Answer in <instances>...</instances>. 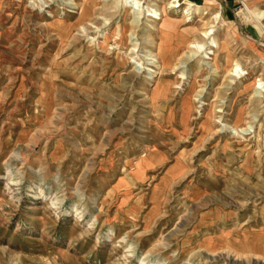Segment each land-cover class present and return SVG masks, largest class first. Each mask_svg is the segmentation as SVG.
Segmentation results:
<instances>
[{"label": "rangeland", "instance_id": "obj_1", "mask_svg": "<svg viewBox=\"0 0 264 264\" xmlns=\"http://www.w3.org/2000/svg\"><path fill=\"white\" fill-rule=\"evenodd\" d=\"M114 1L0 0V264H264V0Z\"/></svg>", "mask_w": 264, "mask_h": 264}, {"label": "bare ground", "instance_id": "obj_2", "mask_svg": "<svg viewBox=\"0 0 264 264\" xmlns=\"http://www.w3.org/2000/svg\"><path fill=\"white\" fill-rule=\"evenodd\" d=\"M82 2H83V5L87 4L89 6V3L92 2V0H82ZM120 2H122L124 4V7L127 8L130 11V13H131V11L135 10V8H134L135 6L141 7V9H143L144 12H145L144 9H146V11L148 13V14H146L147 16L152 17L154 19L153 20L154 22L158 21V23L159 22L161 23L159 25V27H157L156 29L161 30L163 35H167V33L169 31H171L170 24L168 22L166 23V21H167L166 15L164 14L163 10H161L160 7L158 6L157 0L152 1L149 5L144 4L145 0H115L113 2L114 7L119 9V6L121 5ZM190 5L194 6L196 4L192 2ZM254 15L257 18L262 17V15H264V9H262V11L255 12ZM214 16H217V14H215ZM53 24H55V25L57 24L59 26L60 25L64 26V24L60 23V22H58V23L56 22ZM212 33L213 32H210L207 29H205V30L200 32V35H201L200 37H202L204 39V42L188 41V44H187L188 50L184 51V53H183V56L185 55L184 60L179 61L178 67L184 68V65H186V63H188L189 61H191V59L193 60V58L196 57V52H199V51H201V52L206 51L207 52V51L211 50L210 49L211 47H215L217 40L214 37H211ZM202 46H203V48H202ZM157 48H158L157 52L154 53V55L156 56V58H155L156 62H158L160 60L161 63L165 64L166 62H168V60L172 59L171 52L167 53L162 49L159 50V46H157ZM211 53H213V52L211 51ZM207 59H210V60H207ZM211 59H213V58L206 56V54H204V56L202 57V60H200L199 68L201 67V65H203V66H205L206 69H208V68H209V70L213 69L214 72H216L217 69L214 65V61L212 62ZM235 62L236 63H233V64L231 63V67L229 68L230 70H229L228 75L230 78H232V77L241 78L244 75V73L239 72L241 70V68H239L237 61H235ZM237 73H238V75H237ZM258 80H260V79L255 78L254 80L249 81L248 83H245V85L240 89L239 95H241L243 97V95L245 93H248V90L251 89L252 87H255V89L257 87H259V85H261V84H260V82H257ZM242 115H243V108L241 107L238 111V116H240V117H237L238 121L243 119L241 117ZM250 127H251V124H249L247 127H242V128H238V126L235 125L234 128H235L236 132H239V133L241 132L243 134H249V132L251 131L249 129ZM218 131L221 132L220 129ZM245 146H247V145H245Z\"/></svg>", "mask_w": 264, "mask_h": 264}, {"label": "crops", "instance_id": "obj_3", "mask_svg": "<svg viewBox=\"0 0 264 264\" xmlns=\"http://www.w3.org/2000/svg\"><path fill=\"white\" fill-rule=\"evenodd\" d=\"M148 167V166H147ZM146 170H147V168L145 169V172L144 173H146Z\"/></svg>", "mask_w": 264, "mask_h": 264}]
</instances>
